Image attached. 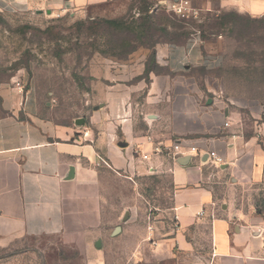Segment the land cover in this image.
Here are the masks:
<instances>
[{
	"label": "rangeland",
	"instance_id": "374dc122",
	"mask_svg": "<svg viewBox=\"0 0 264 264\" xmlns=\"http://www.w3.org/2000/svg\"><path fill=\"white\" fill-rule=\"evenodd\" d=\"M114 7L119 11L107 14L62 6L0 12V90L27 80L44 115L73 124L104 103L102 87L120 83L134 106L135 133L151 136L162 150L158 164L143 175L101 170L108 235L100 247L97 240L86 247L81 232L13 238L0 245V264H139L140 250L148 255L144 246L175 227L168 160L191 146L189 138L213 134L226 111L248 129L264 122V12L221 9L203 0L192 6L187 0H132L124 9ZM145 15L154 18L148 38L137 30ZM104 19H124L138 38L117 47L134 32L120 34L106 24L96 35L88 31L91 21ZM189 39L200 45L204 65L177 73L156 62L158 43ZM115 226L121 231L113 234Z\"/></svg>",
	"mask_w": 264,
	"mask_h": 264
},
{
	"label": "crops",
	"instance_id": "0c3cea01",
	"mask_svg": "<svg viewBox=\"0 0 264 264\" xmlns=\"http://www.w3.org/2000/svg\"><path fill=\"white\" fill-rule=\"evenodd\" d=\"M131 1L0 0V12L62 6L107 14ZM203 1L254 15L264 12V0ZM191 40L158 43L156 62L177 73L204 65L206 56ZM0 94V245L13 238L77 232L86 247L104 242L101 170L143 175L159 161L152 151L157 143L135 133L134 106L125 88L120 83L102 87L104 103L79 117L81 127L77 118L62 124L44 115L27 80L3 86ZM234 113L226 111L213 134L189 138L191 146L168 160L176 188L175 227L144 246L148 255L140 250L139 264H264V122L248 129L235 124L240 119ZM211 151L220 163H212ZM185 158L186 164L179 163Z\"/></svg>",
	"mask_w": 264,
	"mask_h": 264
},
{
	"label": "trees",
	"instance_id": "16d2710c",
	"mask_svg": "<svg viewBox=\"0 0 264 264\" xmlns=\"http://www.w3.org/2000/svg\"><path fill=\"white\" fill-rule=\"evenodd\" d=\"M141 20H143V23H140V25L138 26L139 28H137V30L140 31V37H150V35L152 34L151 31V26L153 25L154 22V18L151 17L150 15H145L142 16ZM102 24H106L107 26L111 27L114 26L113 29L116 30L117 32H119L121 34L123 33H129L130 30L131 32L133 31L134 35L130 36L129 38L124 37L121 38L120 41L117 43V47L121 46V47H126L130 45V43L132 42L131 40H133L135 37L138 38L139 33H137L134 29L131 28V26H128L127 24H125L124 19H104V20H93L91 21V24L88 26V31L94 35H96L97 33H99V29L101 28L100 26H102ZM112 28V27H111ZM111 31V30H109ZM135 36V37H133ZM149 45V44H148ZM152 46H154L152 44ZM133 50V48H131L130 50H125V51H120V52H114V55H118V53H130ZM117 53V54H116Z\"/></svg>",
	"mask_w": 264,
	"mask_h": 264
},
{
	"label": "built area",
	"instance_id": "2783aa9c",
	"mask_svg": "<svg viewBox=\"0 0 264 264\" xmlns=\"http://www.w3.org/2000/svg\"><path fill=\"white\" fill-rule=\"evenodd\" d=\"M17 86H18V87H21L19 83H17ZM225 124H226V123H225ZM193 149H194V148H193ZM153 152H156V153L160 154V153L162 152V150H161L160 146L157 145V146L154 147V151H153ZM209 156H210V159H211L212 161L217 162V163H220L221 160H222V158H221L218 154H216L214 151H211V152L209 153ZM142 157H143V158H147V155H146V154H143ZM199 214H202V211L199 212Z\"/></svg>",
	"mask_w": 264,
	"mask_h": 264
},
{
	"label": "water",
	"instance_id": "95a60500",
	"mask_svg": "<svg viewBox=\"0 0 264 264\" xmlns=\"http://www.w3.org/2000/svg\"><path fill=\"white\" fill-rule=\"evenodd\" d=\"M75 122H76L77 124L83 123V118H77V119L75 120ZM187 162H188V159H187V158L179 160V163H181V164H186ZM70 170H72V169H70ZM127 216H128L127 213L124 214V216L122 217V220H125V219L127 218ZM119 231H120V226H116L115 229H114V231H113V234H116V233H118ZM100 245H101L100 240H97V241H96V246H97V247H100Z\"/></svg>",
	"mask_w": 264,
	"mask_h": 264
}]
</instances>
